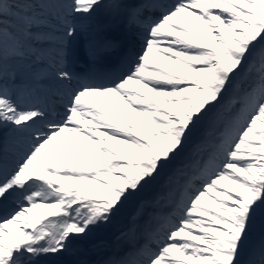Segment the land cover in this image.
<instances>
[{
	"label": "snow or ice",
	"instance_id": "6c2138e0",
	"mask_svg": "<svg viewBox=\"0 0 264 264\" xmlns=\"http://www.w3.org/2000/svg\"><path fill=\"white\" fill-rule=\"evenodd\" d=\"M0 264H264V0H0Z\"/></svg>",
	"mask_w": 264,
	"mask_h": 264
},
{
	"label": "rangeland",
	"instance_id": "374dc122",
	"mask_svg": "<svg viewBox=\"0 0 264 264\" xmlns=\"http://www.w3.org/2000/svg\"><path fill=\"white\" fill-rule=\"evenodd\" d=\"M151 58H152L153 60H156L157 62H160V61L158 60V58L156 57L155 54H153ZM223 121H224V119L222 120L221 124H223ZM209 139H211V137H210ZM68 155L71 156L73 159L79 158V159L83 160V159L86 158L87 153H86L83 149H81V150H80L79 152H77V153H74V154H68ZM44 211H47V210H45V209H40V212H44ZM119 227H120V225H119ZM98 239H99V238H98ZM99 243L102 245L101 242H99Z\"/></svg>",
	"mask_w": 264,
	"mask_h": 264
},
{
	"label": "bare ground",
	"instance_id": "6f19581e",
	"mask_svg": "<svg viewBox=\"0 0 264 264\" xmlns=\"http://www.w3.org/2000/svg\"><path fill=\"white\" fill-rule=\"evenodd\" d=\"M116 31L119 32V29H116ZM114 36H115V35H114ZM114 36H113V37H114ZM115 38H116L117 41H119V37H118V38L115 37ZM101 69L104 70V69H105V66H104V68H101ZM92 256H96V254H95V255H92Z\"/></svg>",
	"mask_w": 264,
	"mask_h": 264
},
{
	"label": "trees",
	"instance_id": "16d2710c",
	"mask_svg": "<svg viewBox=\"0 0 264 264\" xmlns=\"http://www.w3.org/2000/svg\"><path fill=\"white\" fill-rule=\"evenodd\" d=\"M223 114L225 115V114H227V112L225 111V112L222 113V115H223Z\"/></svg>",
	"mask_w": 264,
	"mask_h": 264
}]
</instances>
